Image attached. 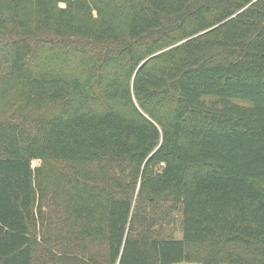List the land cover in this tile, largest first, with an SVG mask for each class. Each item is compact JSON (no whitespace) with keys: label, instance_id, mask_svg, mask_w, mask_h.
I'll list each match as a JSON object with an SVG mask.
<instances>
[{"label":"trees","instance_id":"16d2710c","mask_svg":"<svg viewBox=\"0 0 264 264\" xmlns=\"http://www.w3.org/2000/svg\"><path fill=\"white\" fill-rule=\"evenodd\" d=\"M0 61V264H264V0H0Z\"/></svg>","mask_w":264,"mask_h":264},{"label":"rangeland","instance_id":"374dc122","mask_svg":"<svg viewBox=\"0 0 264 264\" xmlns=\"http://www.w3.org/2000/svg\"><path fill=\"white\" fill-rule=\"evenodd\" d=\"M0 66L1 67H6L7 65L5 64V63H3L2 61H0ZM6 69L4 68L3 70H1V71H5ZM46 188H47V190H49V188L51 189L52 187L50 186V184H48L47 186H46ZM52 209V208H51ZM46 210H48V209H46ZM49 218H51V215L49 216ZM179 220H178V215H177V213H172V215H171V217H170V219H169V221H168V224H164L163 225V231L164 232H167V231H169V232H172L173 234H174V236L175 237H180V233H179V222H178Z\"/></svg>","mask_w":264,"mask_h":264}]
</instances>
